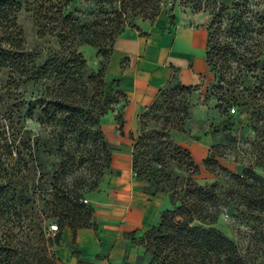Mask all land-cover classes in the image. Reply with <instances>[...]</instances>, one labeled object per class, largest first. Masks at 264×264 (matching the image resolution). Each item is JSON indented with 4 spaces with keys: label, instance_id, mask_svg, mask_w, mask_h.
I'll list each match as a JSON object with an SVG mask.
<instances>
[{
    "label": "trees",
    "instance_id": "16d2710c",
    "mask_svg": "<svg viewBox=\"0 0 264 264\" xmlns=\"http://www.w3.org/2000/svg\"><path fill=\"white\" fill-rule=\"evenodd\" d=\"M60 1L41 0L34 10L39 37L56 36L61 47L44 67V74L51 73L54 78L45 88L42 106L45 111L68 116L74 128L73 134H83L86 141L98 145L107 159L97 166L96 179L90 184L77 183L70 190L66 185L55 183L49 211L50 217L58 219V232L51 237L43 224L36 221L30 227L32 234L23 244L18 245L14 240L0 243V264H58L55 250L61 247L66 228L73 232L74 245L79 230L98 231L95 211L83 200L86 195L100 189L105 172L107 175L112 167L113 150H109L105 140L102 120L115 113L120 98H126L119 80L114 82L118 90L109 95L106 93V78L115 43L129 26L125 24L127 15H142L143 20L154 23L161 14L160 0H81L93 2L101 8L116 9L113 18L103 27L83 24L79 18L66 15L64 11L72 0ZM262 3L263 0H239L230 8L223 3L214 2L211 5L212 20L207 28V65L216 77L219 101L235 106L241 112H249L255 103L264 101ZM13 6V0H0V11L5 14ZM202 11L205 12V9L198 6L197 12ZM137 20L132 28H135ZM84 46L96 49L103 59L100 70L94 74H88L87 60L78 50ZM17 58L21 66L29 61L24 53ZM125 62L122 63L123 68H126ZM171 68L178 72L176 68ZM30 78L35 81L34 76ZM36 79L38 82L40 77ZM197 90L198 86L180 84L174 75L169 84L159 91L149 112L139 117L140 136L136 140L131 136L135 143L133 170L137 179L152 187L153 196L165 193L166 189L171 192L172 208L162 212L157 226L145 229L141 240H136V232L126 235L151 256L149 264H245L238 247L215 227L221 217V200L216 194V185L200 187L191 182L180 183L170 172L172 165L193 175H198L202 168L216 175L228 174L247 209L264 210V177L253 167L244 169L240 175L231 174L214 154L215 146L203 163L197 164L192 153L172 139L173 131L187 133L186 125L190 118L188 99ZM259 115L264 118L263 105ZM115 122L118 131L123 134L126 125L124 114L118 113ZM152 122L159 127L148 131ZM3 191L0 186V213L5 215L9 211L10 200L7 194L3 196ZM16 215L21 217L18 212ZM71 255L78 259V264H89L80 260L78 249L71 248Z\"/></svg>",
    "mask_w": 264,
    "mask_h": 264
},
{
    "label": "rangeland",
    "instance_id": "374dc122",
    "mask_svg": "<svg viewBox=\"0 0 264 264\" xmlns=\"http://www.w3.org/2000/svg\"><path fill=\"white\" fill-rule=\"evenodd\" d=\"M40 1L13 0L14 6L8 13L0 11V186L4 190L3 196L7 194L10 200L9 211L5 215L4 212L0 213V243L14 240L18 245L23 244L32 234L30 227L36 221L41 222L47 234L54 237L56 232H52L51 227L58 226V219L50 217L49 211L54 184L66 185L70 190L77 183L90 184L96 179L97 166L107 159L98 145L86 141L83 134H73L74 128L68 116L45 111L42 106L45 88L54 78L51 73L44 74V67L61 47L56 36L40 38L38 35L34 10ZM238 1L160 0L161 14L152 23L151 29L157 37L182 27L207 30L212 20L211 5L214 2L230 8ZM198 6L205 12H197ZM263 7L264 3L260 9ZM114 10L101 8L93 2L72 0L64 13L79 18L83 24L104 27L113 18ZM136 19L143 20V16L127 15L125 24L133 27ZM78 50L87 60L88 74L98 72L103 59L97 50L88 46ZM22 53L29 58L25 66H21L17 58ZM30 76H34L35 81ZM38 76L40 79L36 82ZM112 77L113 73L109 75L108 68L107 95L118 90L114 83L117 79ZM194 86H198V90L188 99L190 118L186 125V138L191 148H185L192 153L194 161L198 164L201 147L207 145L209 155L215 146L214 154L221 166L231 174L240 175L244 169L253 167L264 177V118L259 115L264 101L255 103L249 112H241L237 107L219 101L216 77L209 69L207 75ZM153 103L140 116L148 113ZM126 105V98H120L115 113L102 120L104 137L111 151L110 138L115 136L112 139L114 142L120 136L115 116L124 114ZM157 127L159 125L152 122L148 131ZM140 134L139 129L134 135L135 140ZM170 172L174 179L183 184L191 182L200 187L216 185V194L221 200V217L215 227L238 247L245 264H264V210L247 209L237 189H234L230 175H216L204 168L198 175H193L189 171L179 170L176 165H172ZM165 194L170 198L169 189ZM85 199H88V195ZM17 212L21 217L16 215ZM143 235L144 230L136 232V240H141ZM128 240L131 248L122 264H149L151 256L145 249ZM131 254L133 259L136 258L135 262L133 259L128 261ZM99 260V264H113L107 258Z\"/></svg>",
    "mask_w": 264,
    "mask_h": 264
},
{
    "label": "crops",
    "instance_id": "0c3cea01",
    "mask_svg": "<svg viewBox=\"0 0 264 264\" xmlns=\"http://www.w3.org/2000/svg\"><path fill=\"white\" fill-rule=\"evenodd\" d=\"M135 25L137 28L128 26L117 39L109 65V75L113 73L112 79L120 81L126 95V125L114 142L115 136L109 140L113 149L111 171L105 175L100 189L88 195L98 231L79 230L74 245L73 232L66 228L61 247L55 250L58 264H78V259L71 255V248L78 249L80 260L89 264H99L100 258L122 264L131 248L126 235L157 226L162 212L171 208L165 193L153 196L152 187L137 179L131 136L137 135L140 129V114L174 75L184 86L197 85L207 75L208 33L203 29L182 27L157 37L151 22L137 20ZM124 61L126 68L122 67ZM171 136L178 145L191 148L187 133L173 131ZM208 151L207 145L200 148L198 164L207 158ZM132 259L131 254L128 261H136Z\"/></svg>",
    "mask_w": 264,
    "mask_h": 264
},
{
    "label": "built area",
    "instance_id": "2783aa9c",
    "mask_svg": "<svg viewBox=\"0 0 264 264\" xmlns=\"http://www.w3.org/2000/svg\"><path fill=\"white\" fill-rule=\"evenodd\" d=\"M232 111L235 112V109H233ZM83 203H84V204H89V201H88L87 199H84V200H83ZM58 230H59V229H58V226H52V227H51V231H52V232H58Z\"/></svg>",
    "mask_w": 264,
    "mask_h": 264
}]
</instances>
